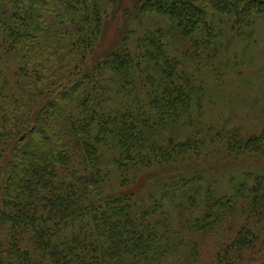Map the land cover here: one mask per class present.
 Here are the masks:
<instances>
[{
	"label": "trees",
	"instance_id": "1",
	"mask_svg": "<svg viewBox=\"0 0 264 264\" xmlns=\"http://www.w3.org/2000/svg\"><path fill=\"white\" fill-rule=\"evenodd\" d=\"M134 8L133 28L102 51L97 0H0L8 54L30 67L15 85L29 114L17 112L11 131H0V264H169L166 201L180 208L200 198L202 214L192 221L199 230L239 201L244 213L257 208L263 173L225 169L264 161V130L242 137L202 126L195 113L205 90L200 68L189 64L198 55L189 53H217L223 32L214 16L250 27L264 0H137ZM41 10L55 19L48 53L38 36ZM149 15L172 29L153 26ZM173 34L190 44L184 55L170 53ZM52 53L61 71L57 83H45ZM206 145L212 149L201 154ZM220 164L219 178L229 177L219 192ZM249 233L243 227L237 244Z\"/></svg>",
	"mask_w": 264,
	"mask_h": 264
},
{
	"label": "rangeland",
	"instance_id": "2",
	"mask_svg": "<svg viewBox=\"0 0 264 264\" xmlns=\"http://www.w3.org/2000/svg\"><path fill=\"white\" fill-rule=\"evenodd\" d=\"M97 1L103 13L100 48L106 51L118 42L126 28H133L132 19L136 15L134 7L137 0ZM126 13L131 17H127ZM144 20H148L155 27H173L166 18L156 15L146 16ZM39 22L43 26L38 34L39 39L48 47L47 53L51 52L55 48V42L51 39L54 35L50 24L54 23L55 19L41 10ZM212 22L213 27L219 29L220 26L223 32L222 48L208 57H205L206 54L202 51L192 50L190 52L193 53H189L198 55L195 61H190L189 64L191 67L200 68L198 77L205 90L198 113L196 111L195 114L199 115L202 126L206 124L219 130L215 132L231 129L236 130L242 137L259 135L264 130V15L255 17L253 24L243 29L236 26L227 16L221 17L220 23L219 16H214ZM169 39L170 53L174 55L185 53L190 45L176 37V34L170 35ZM8 48L9 43L0 30V86L5 87L3 93L7 105L6 110L0 111L2 132L11 131L17 112L20 119L29 114L15 85L22 82L21 78L30 71V67H21L17 59L8 54ZM60 71L57 56L52 53L44 70L45 78L49 81L45 83H57L56 76ZM13 100H19L18 110L15 112ZM51 127L58 134H66V125L63 123L54 121ZM196 128L201 129L200 125ZM185 130L189 132L192 129ZM210 149L212 147L206 145L200 153L204 154ZM106 161L110 163V160ZM221 164L214 168L218 178L224 172L219 169ZM245 168L252 169L255 174L264 175V161L255 158H244L237 167L225 170L231 172L230 176L239 177L238 173ZM115 176L116 173L113 178ZM225 178H216L215 188L219 192L225 189ZM254 184L255 182L251 181L248 187H253ZM263 195L262 198L256 196L258 205L251 213H244L239 201L233 213L228 212L221 216L219 211L220 219H211L203 230L192 226L193 219L202 214L200 198L180 208L176 202L166 201L163 231L169 234L165 245L172 251L168 255V263L264 264V209L261 208L264 205ZM243 227L250 229V233L246 235L243 244H237V240L241 238L239 232Z\"/></svg>",
	"mask_w": 264,
	"mask_h": 264
}]
</instances>
